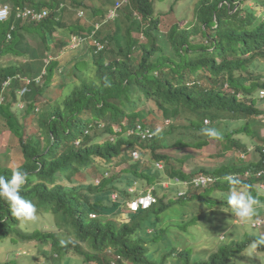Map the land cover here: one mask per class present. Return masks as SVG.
<instances>
[{
	"label": "trees",
	"instance_id": "1",
	"mask_svg": "<svg viewBox=\"0 0 264 264\" xmlns=\"http://www.w3.org/2000/svg\"><path fill=\"white\" fill-rule=\"evenodd\" d=\"M4 1L12 3L15 8L29 5L49 11L41 22L17 21L15 31L10 29L14 20L0 22V60L5 55L15 58L8 65L0 64V93L5 97L3 101L0 99V117L9 129L7 143L18 138L12 162L0 164V175L10 178L11 169L19 165L28 174L24 197L34 203L39 214L52 216L60 231L23 230L7 203L0 200V241L9 239L15 244L35 240L44 246L50 245V253L56 254L54 259L59 264H65L62 259L66 260L72 251L94 264H113L116 256L120 255L132 264H160L148 244L155 243L169 226L151 231L143 222L137 221L138 218L151 219L152 226L164 220L167 212L172 217L180 213L177 217L183 219L193 203L205 205L208 203V199H204L207 195L229 191L224 180L228 175L238 178L236 174L244 177L249 172L250 178L238 179L249 185L252 193L259 180L254 177L256 171L264 167V152L259 144L249 160L236 154L234 162L223 164L212 172L203 169L198 174L170 168L173 156L161 154L158 150L168 147L202 149L216 139L202 134L201 129L209 127L216 128L221 134V138L216 140L222 146V154L245 148L247 144L244 145L242 137L260 138L259 118L264 110L260 108L256 95L259 89L264 88L261 80L264 73H260L264 72V0H213L211 3L205 0L203 4L207 11L197 24L183 28L176 23L165 31L166 34L159 30L152 0H130L131 5H126L116 18L112 32L101 28L93 32L94 25L81 23L83 17H79L78 11H83L84 17L86 14L80 8L93 10L84 5L83 0ZM105 2L93 10L94 19L99 15L105 16L109 11V2ZM213 6L220 12H216ZM74 8L78 9L77 12H70ZM8 33L11 34L10 40ZM134 33L142 34L146 42ZM72 35L85 40L78 49L89 43L86 42L88 38L108 40V46L100 52L91 49L97 56L92 63L94 76L84 74L72 84L69 92L66 91V96L63 94L52 103L44 99V93L66 62L57 56L49 63L44 61L38 68L32 58L40 44V52L44 50L46 58L54 48L66 49ZM164 37L166 42L161 40ZM89 64L85 60L77 61L72 68L73 73L77 75V70L82 71ZM44 69L43 84L33 81L20 100L26 101L28 115L35 113L37 106L44 108L41 113L36 112L37 133L27 135L18 113L12 110L21 98L17 91L25 82L13 79L6 90L2 84L9 76L20 73L36 77ZM144 99L153 101L164 119L172 120L161 133L148 120L146 110L140 107ZM206 119L210 120L209 124H205ZM224 119L237 122L238 126L231 131L220 130L218 124ZM96 121L106 124L103 132L108 137L103 141L91 136ZM140 123L153 129L155 136L152 139L127 135L129 129ZM87 130L92 132L87 133ZM136 147L150 149L151 166L139 169L140 162L131 161L128 170H123L124 178L122 175L105 177L98 184H81L84 188L73 184L76 176L82 177L87 169L96 168L97 159L110 166L116 165L118 160L125 163L129 161L128 150ZM221 153H216V156ZM161 161L169 165L159 167ZM201 174L211 175L215 180L206 186L193 184L191 180ZM165 176H169L174 185L171 186L175 199L168 196L169 192L162 197L155 192L159 196L158 201L147 210L133 213L121 206L120 202L139 193L128 191L136 181L142 188L146 183L153 184ZM177 177L180 182L175 181ZM116 179L118 184L110 188ZM183 182L187 184L183 185ZM201 189L202 193H195ZM208 189H211L210 194H207ZM114 190L120 192V202L112 200ZM216 203L211 199L210 205ZM175 208L182 211H173ZM92 213L96 216L92 217ZM195 221L196 217L181 226L188 231ZM236 232L231 244L222 245L207 260H192V254L187 250L191 246L178 253L177 247L171 248L167 258L173 257L181 264H230L258 235H264L247 231L241 237ZM152 233L156 236L150 238L148 235ZM84 243L87 249L83 247ZM109 248L114 251L109 252ZM26 253L22 250L20 255ZM165 254L161 256V264H165ZM9 263L19 264L17 260Z\"/></svg>",
	"mask_w": 264,
	"mask_h": 264
},
{
	"label": "rangeland",
	"instance_id": "2",
	"mask_svg": "<svg viewBox=\"0 0 264 264\" xmlns=\"http://www.w3.org/2000/svg\"><path fill=\"white\" fill-rule=\"evenodd\" d=\"M105 1L106 0H83L84 5L88 6L89 8H93V10L97 7H101V5L106 3ZM107 1L109 2L107 3L109 9L116 2V0H112V1L107 0ZM203 1L205 0L202 1L201 0H152L155 10L154 16L156 19H159L160 32L162 34H166L165 31L176 23L178 24V26L179 25L183 26V28L193 27L195 24L199 22V19H201L203 14L207 11V8L203 4ZM207 1L209 3L213 2V0H207ZM251 4L254 6V3ZM130 5H131V1H130ZM71 6L73 7L72 4ZM80 9H83L86 14V16L81 20L82 24L93 25L94 23L92 22L94 20L96 22H105L101 30H107L110 32L115 30L116 24L114 23L116 20L108 19L106 15L105 16L99 15L96 16L94 19L92 16L94 12L93 10L91 11L86 8H80ZM213 9L218 13L220 12V10L216 6H213ZM77 10L78 9L75 8L70 9V12L76 13ZM89 14H91V16ZM88 19L90 21H88ZM134 34L138 35L141 38V40L146 42V38H144L142 34L140 33H134ZM161 40L166 42V37L162 38ZM89 41L90 38L86 40V42ZM78 44L79 42L74 40L72 41L71 45L68 46L66 49L65 48L60 50L58 48L52 49L51 56L53 58L59 56L60 60L66 63L64 67L58 70L57 75H55L53 81L54 83L44 93L43 97L47 101L53 103L63 94L66 96V91L69 92L72 88V84L74 82H77L78 79H81L80 77L84 76V74L88 75L89 77L94 76L95 67L92 65V63L94 62L95 58H97V56H94V53L91 50L92 47L90 46L89 43L84 45L80 49H76ZM38 49L39 50L36 53V55L32 58V61L34 62L36 67L41 68L44 61L46 62V59H48L49 57L46 58V52L44 50H41L40 52L41 44L39 45ZM14 59L15 58L12 55H5L1 58L0 64L8 65L10 61ZM79 60L88 61V64L89 63L90 64L82 71L77 70L76 71L77 75H75L73 73L72 68ZM66 86H68L69 88ZM259 106L264 107L261 105ZM140 107L146 110V112L148 113V120L152 122L153 127L157 131H159L158 133H161V131L164 130L167 126H169V124L172 122L171 119H164L162 117V112L157 108L156 104L151 100L148 101L144 99ZM27 108H28L27 105L24 106L23 104L20 103V98H19V102L13 105L12 110L18 113L21 123L25 125L24 127L26 128V134L31 135L37 133L38 120L36 116H38V114L36 112L41 113L44 108L43 106H37L35 108V113H31L30 115L27 114ZM209 122L210 121L208 122L205 121V124H209ZM218 126L220 130L226 132L233 130L235 127L238 126V123L232 122L230 119H224L219 122ZM92 131H91L92 132L91 136L98 141H103L108 137L104 134L102 128L95 129ZM9 138H10L9 129L6 125L5 120L2 117H0V164L1 165L10 164L12 162V157L14 153H16L15 149L17 148L18 145V138H12L11 142L7 143L9 142ZM241 140L243 141L244 145L251 142L250 137H242ZM221 147L222 146L216 139H212L210 144L202 149H195L190 147L189 148L175 147L169 149L168 147L165 149H160L158 150V152L161 154L167 153L173 156V158H171L170 160L171 162L170 168L176 167L177 169L183 170L188 174H194V173L198 174L202 172L203 169L212 172L223 164H230L235 161L237 157L236 154L240 149H235L233 151H230L228 154H222ZM135 149L138 150L140 153L141 158H139L138 160L134 158L132 159L129 153L130 150H128L127 152L129 154L128 155L129 157H127L129 158V161L125 163L117 159L118 160L117 164L110 166L102 159H97L95 163L96 168L87 169L85 171V175L82 176L84 178L76 176L75 179H73L74 182L73 184L80 188H84L82 187L81 184H85L86 186L91 183L96 184L98 180L102 181L105 177L111 178V177H116L118 175H122V178H124L125 174L123 170H128L131 161L132 163L140 162L139 169L145 167L146 165L148 167L151 166L152 156L150 153L151 152L150 149L140 148V147H136ZM216 153H221L222 155L219 154L220 156H216ZM159 164L164 166V164L167 165L168 163L161 161L159 162ZM168 178L169 176H165V178L158 180L153 184L146 183L142 188L141 187L140 188L146 189L151 186L152 187L155 186L156 192H158L160 197H162L165 192L166 194L169 192L168 196H171L170 198H174L175 194H174V189L172 188V186L174 185L170 184ZM115 181L116 182L110 188H115L114 186L118 184V180L116 179ZM124 182H127V179H124ZM167 186L169 187L165 188ZM114 191H118V190H114ZM195 191H196L195 193L198 194L203 192L202 189ZM227 192L224 194L223 192L218 191L210 194L211 189H208L207 194L210 195L204 197L205 200L208 199L207 200L208 203H206L205 205L204 203L201 202H199L201 204L193 203L188 208L187 210L188 214L184 216L183 219L177 217L180 215V213H178L177 215L173 214L172 217L171 213L167 212L164 214V220L161 219L162 221L160 220L158 223H156L158 226L157 225L152 226L154 225V223L151 222L152 221L151 219L138 218L137 221L143 222L145 224L146 229H149L151 231H153L152 229H156V231H159V229L169 226L168 228H166L165 233L161 234L158 237L155 243L148 244L150 252L154 256V258L161 264L162 254L167 253L163 256L164 259L166 260V262H164L165 264H181L175 258H169L170 256L167 258V256L170 255L169 249L177 247V253H178V251L185 249V247L191 246L187 248V250L192 254V260H194V258L198 259L199 261L207 260L213 252L219 249V247L225 244H231L234 241V238H236V234H237L236 231L239 232L241 237H244L247 231H249V233L251 232L254 234L264 233V228H258V229L249 228L248 226H245L240 222L238 223L237 220L238 221L240 220L238 218H235L231 212H224L222 210V206L226 207L227 202L217 197L224 196L227 194ZM252 194L254 197L256 196L261 197V199L259 200L260 205L257 209V213L260 212L264 213V190L258 186L252 191ZM211 199L217 201V203L214 206L210 205ZM175 210H178V212L182 211L181 208L173 209V211ZM37 212H38V219L35 222H29V223H25L24 225H21V228L23 230L28 232H34L36 231V229L56 231V232L60 231L58 227H56L52 216H49L45 213L39 214V211ZM194 217H197V220L194 223L200 222L199 223L200 225L199 224L191 225L188 227V231L185 232L181 224L184 222H188ZM148 236L150 238H153L156 236V233L149 234ZM83 247L87 249V244L84 243ZM22 250H25L27 253L24 255H20ZM50 252H51L50 245L44 246L43 244H40L35 240L27 241V242L21 241L12 244V242L9 239H5L3 241H0V264H10L9 262L13 260L14 261L17 260L19 264H59L54 259V256H56V254L53 256ZM242 253L237 254L235 258L230 262V264H260V260L258 258H256L254 261H250L249 258L246 255H243ZM259 255L261 259H264V251L260 250ZM63 260L65 261V264H94L87 262L84 256L79 255L73 251L68 255L66 260L62 259V261Z\"/></svg>",
	"mask_w": 264,
	"mask_h": 264
},
{
	"label": "clouds",
	"instance_id": "3",
	"mask_svg": "<svg viewBox=\"0 0 264 264\" xmlns=\"http://www.w3.org/2000/svg\"><path fill=\"white\" fill-rule=\"evenodd\" d=\"M120 1L121 0H116L115 4L109 9L108 14L106 13V17L108 19L116 20V18H118V16L120 15V11L126 5L130 4V0H128L125 3H122V5L120 7H117V2H120ZM5 5L9 6L10 12L7 14L6 18L0 19V22L9 21V23H10L12 20H14L12 25H11V28H10L13 31H15V29H16L17 21H21L22 23L41 22L48 15V13H47V15L44 18H42L41 20H38V21L37 20H28V19L23 18L22 16H19L20 10H22L26 7H29V8L36 9L38 11H43V10H45L47 12L49 11L45 8L39 9V8L32 7L29 5L15 8L12 3L4 1V0H0V9L2 7H4ZM113 12L115 13V15L110 16ZM78 14H79L80 18H82V17L84 18V12L83 11H78ZM104 23L105 22L94 23L93 25H94L95 29L93 30V32L100 30V28H102ZM73 37L81 38V36H79V35H72V37L70 38L69 46L71 45V43L73 41L72 40ZM8 39L9 40L11 39L10 33H8ZM95 40H98V41H101L102 43H105L106 44L105 48L108 46V40H105L103 42L102 38H101V40L91 38V40L89 41V44L92 48L95 49L96 52H100V51L97 50V46L95 45ZM82 44H83V38H82V42L77 46L76 49H78ZM48 57H47L48 59H46V63H49L51 60L54 59L51 55ZM44 73H45V69H44L43 73L39 76H36V77L27 76V77L35 79V78L42 76V82L41 83H37L35 80L34 81L37 84H43ZM260 73H264V72H260ZM16 76H9V77H12L15 80V79H18V78H16ZM22 76L25 77V75H22ZM6 79H8V77ZM13 79H12V82H13ZM261 80L264 83V74L262 75ZM23 87H24V85H23ZM22 88H20L17 92H19ZM263 92H264V88H261L258 91V95H256L257 102L261 106H264V104H262V103H264V96H262ZM22 99H23V97L20 98V100H22ZM24 103L27 105L26 101H24ZM260 108H262L264 110V107H260ZM259 119H260L259 123H260V134H261V136L259 139H256V140L251 139V142L247 143V146L245 148L238 150V152H237L238 157H240L242 159L249 160V156H253V154L256 152L257 144H259L261 146L262 151L264 152V114ZM205 121L208 122L210 120L206 119ZM105 127H106V124L103 121H96L95 129L102 128V130H104ZM147 128H150L153 131V129L151 127H147ZM120 130H121V128H118V131H120ZM128 131H127V135H128ZM90 132H91V130H87V133H90ZM201 132H202V134H204L208 137H211V138H216V139L221 138V134L216 128H211V127L203 128V129H201ZM153 133H154V135H153V137H154L155 132L153 131ZM110 137L112 140L114 139V136L112 134L110 135ZM152 138H150V139H152ZM150 139H145V140H150ZM130 152L132 155L131 156L132 159L134 158V159L138 160L139 158H141L138 150L133 149ZM134 152L138 153L137 157L134 155ZM260 172H262V174H259ZM11 173L12 174H11L10 178L5 177L3 175H0V200H3L7 203L12 215L21 223V225H24L25 223H29V222H35L38 219L37 208L32 201L26 199L23 195V192L25 191L26 186L28 185V174L19 165L13 167L11 169ZM247 173H248V175H247ZM204 175H208V174H204ZM208 176H211V175H208ZM236 176L238 178H241V179L242 178L248 179L252 175H250L249 172H246L244 177L239 175V174H236ZM254 177L259 178V180H257V182L255 184V188H257L259 186L260 188H262L264 190V167L257 170L256 176H254ZM238 178H236L235 176H232V175H228V176L224 177V180L229 185V191L227 192L226 195L217 197V198L227 202L226 207L222 206V210L224 212H231L235 218H238L240 220V221L237 220L238 223L240 222V223L244 224L245 226H248L249 228H253V229L264 228V224L258 225L259 224L258 220L260 218H264V213H261V212L257 213V209L260 205V201L258 200L257 197H254L252 195L249 185L243 183ZM97 183H101V180L97 181ZM170 184H172V183L170 182ZM169 186H167L165 188H168ZM128 191L129 192L138 191L139 193L137 195H134L133 197H131V199H129L127 201L125 200L124 202H120L118 191H113L111 197H112L113 201L120 202L121 206L123 208L129 210L130 212L136 213L140 210H147V209L151 208L158 201V197H159L158 195L159 194L158 195L155 194V192H156L155 186H153V187L151 186V187L146 188V189H141L139 187L138 182L136 181L135 184L133 185V187L131 186L128 188ZM148 194H151L152 196H154L156 198V202H154L152 205H150L146 208H144L142 206L139 207L137 210H133L131 208L130 204L133 201L138 200L139 198L144 197ZM91 216L92 217L96 216V213L95 214L92 213ZM196 220H197V217H196ZM193 224L195 225L198 223H193ZM183 230L186 232L187 228H183ZM261 249H264V235H258V238L254 239L248 245L247 250L245 252H243L242 254L246 255L250 261H254L256 258H258L260 260V264H264V259H261L260 255H259V252ZM112 251H114V249L109 248V252H112ZM171 258H173V257H171ZM113 264H132V262L125 259L124 257H121V255H120V256H116V260L113 261Z\"/></svg>",
	"mask_w": 264,
	"mask_h": 264
},
{
	"label": "built area",
	"instance_id": "4",
	"mask_svg": "<svg viewBox=\"0 0 264 264\" xmlns=\"http://www.w3.org/2000/svg\"><path fill=\"white\" fill-rule=\"evenodd\" d=\"M128 0H121L120 2H117V7H120L122 5V3L127 2ZM10 12V8L8 5H5L4 7H2L0 9V19H4L7 17V14ZM19 16H22L25 19L28 20H41L42 18H44L47 15V11L43 10V11H38L36 9L33 8H29L26 7L22 10L19 11ZM115 13L113 12L110 16H114ZM72 40H76L79 42V44L82 42V38H78V37H73ZM78 44V45H79ZM95 45L97 46V50L101 51L105 48L106 44L102 43L101 41L95 40ZM16 78L21 79L25 82L24 87L18 92L19 95L22 97L26 94V92L29 90V85L32 83V81H36L37 83H41L42 82V76L38 77V78H30L27 76H22L20 74H18L16 76ZM12 77H8V79H6L3 83V87L4 89H6L7 87L10 86L11 82H12ZM262 96H264V92L262 93ZM4 95L3 93H0V99L1 101L4 100ZM21 104H23L24 106H26V104L24 102H20ZM89 132V131H88ZM128 134H137L140 135L143 139H150L153 137L154 133L150 128L144 127L142 124H138L135 128L130 129L128 131ZM134 155L137 157L138 153L134 152ZM159 167H161V164H158ZM259 174H262V172H260ZM248 175V173H247ZM214 179V178H213ZM211 176L208 175H204L201 174L200 176L194 178L192 181L193 184L195 185H203L206 186L209 184L210 181L213 180ZM100 181V180H98ZM176 182H180V178L177 177L175 179ZM187 184L186 182H183V185ZM154 202H156V198L154 196H152L151 194H148L144 197L139 198L138 200L133 201L130 206L133 210H137L139 207H148L150 205H152ZM259 224L258 225H262L264 224V218H260L259 220Z\"/></svg>",
	"mask_w": 264,
	"mask_h": 264
}]
</instances>
